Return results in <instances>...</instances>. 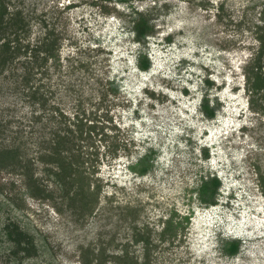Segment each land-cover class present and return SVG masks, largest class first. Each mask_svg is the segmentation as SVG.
I'll return each mask as SVG.
<instances>
[{
    "label": "rangeland",
    "instance_id": "374dc122",
    "mask_svg": "<svg viewBox=\"0 0 264 264\" xmlns=\"http://www.w3.org/2000/svg\"><path fill=\"white\" fill-rule=\"evenodd\" d=\"M7 2L28 22L23 42L38 44L49 30L58 37L43 66L28 62L30 47L0 72V142L25 140L54 196L34 197L20 174L0 169V264L9 219L40 253L8 264H84L85 248L102 245H126L142 260L134 236L145 227L157 253L150 264H264V86L252 70L264 0ZM141 17L144 34L134 26ZM37 89L44 107L31 100ZM56 130L72 133L96 203L61 196L64 186L47 176L56 165L38 155ZM210 176L220 185L205 203L196 186ZM185 215L177 236L160 238L168 217ZM229 238L240 239L236 254L222 250Z\"/></svg>",
    "mask_w": 264,
    "mask_h": 264
},
{
    "label": "trees",
    "instance_id": "16d2710c",
    "mask_svg": "<svg viewBox=\"0 0 264 264\" xmlns=\"http://www.w3.org/2000/svg\"><path fill=\"white\" fill-rule=\"evenodd\" d=\"M7 1L8 0H0V72L5 64L12 63L14 59L21 54H27L30 47L32 50L31 59L27 61L37 64L38 66H43L49 57L55 56L54 50L58 44L57 35L53 30H49L38 44L30 46L28 42H23L22 38L28 31V22L22 10H10ZM146 22L147 21L141 17L140 22L134 25L136 28L135 30L144 34L146 32V27H148ZM260 39L261 47L254 56V64L252 65L254 68L252 70H254V75L256 77L255 84L263 87L264 63L260 60V55L263 52L264 43L262 42L263 37L260 36ZM31 78V75H29L23 79L22 85H20L22 90L29 85ZM42 95L43 94L38 93L37 89V91H32L30 97H32L31 100L38 101V103L40 102V106L44 107L46 105V99L42 97ZM5 129L6 125L0 119V139L3 136L2 134H5ZM66 131L71 132L72 129L67 126ZM71 135L72 133H59V131L56 130L55 133L46 140L44 146H41L44 147V149L48 148L49 151H44L38 155V157L40 160L56 165V167L53 168L46 167V174H48L47 176H52L55 183H60L64 186L60 192L61 196L65 195L69 200H76L81 204L86 203L89 199L92 203H96L98 201V193L94 191L95 189L90 192L87 190V188L89 189L90 180L88 181L89 177L83 171V163L86 159L81 155L78 147L74 148L75 142ZM81 135L82 133H78V137H81ZM16 139L18 140L17 142L13 140L9 143L4 142L1 144L0 142V169L14 171L16 174H20L32 196L41 198L53 197L54 195L46 189L45 185L41 184L42 178L36 175L33 158L25 155L26 141L22 140V138ZM75 149H77L78 152H76ZM261 182L262 192L264 193V181L262 180ZM75 185H77L76 189L74 188ZM219 185L220 179L217 176H210L208 178L202 177L201 181L196 186L198 197L205 203H214ZM70 188H73L74 191L71 192L69 190ZM0 191H3L1 187ZM186 219H188L187 215L183 216V219L178 221H174L173 216L168 217L163 230L159 232L160 238H163L165 234H168L171 238L172 236H177L178 226L183 227L184 225H181V221L183 222V220ZM151 230V228L145 227V230L136 232L134 236L135 242L139 240L143 241L142 260H139L136 254H129L130 251L126 245L121 248L120 252L116 253H113V251L107 252L106 246L102 245L99 246L97 250H95V247H89V249L85 248L84 253H88L91 258L90 261H84V264H107L106 259L113 260L116 264H150L151 261L157 257V253L154 251L155 249L152 248L153 244L150 243ZM2 233L3 237L1 240L8 241V245H5L3 249L4 253L2 251V254H4L2 258L5 260L2 264H8L10 261L22 262L23 259L40 253L34 235L18 221L14 219L5 221L2 227ZM239 249V238H229L223 242L222 250L228 255L236 254Z\"/></svg>",
    "mask_w": 264,
    "mask_h": 264
}]
</instances>
